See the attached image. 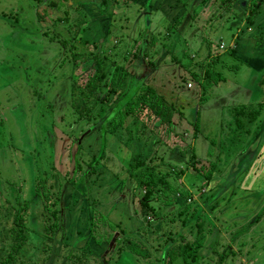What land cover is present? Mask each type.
Returning a JSON list of instances; mask_svg holds the SVG:
<instances>
[{"label": "rangeland", "instance_id": "1", "mask_svg": "<svg viewBox=\"0 0 264 264\" xmlns=\"http://www.w3.org/2000/svg\"><path fill=\"white\" fill-rule=\"evenodd\" d=\"M244 1L224 6L221 0H0V189L5 191V194L0 192V248L10 247L17 230V227L11 228L15 213L12 202L29 200V209L34 211L37 187L51 194L58 188L57 183H61L66 199L74 182L79 181L72 191L75 196L67 206L74 217L71 226L66 228V237L51 243L44 264H61L68 254L78 261L88 250L92 256L86 264H164L158 242L165 244L169 233L178 242L205 241L200 247L201 252L196 251V259L202 260L201 264H231V254L222 261L218 254L222 255L226 245L235 249V254L239 253L237 243L242 245L244 252L238 256L241 263L264 264V184L257 178L254 183L248 181L252 179L253 168L248 170L247 167L260 147L261 142L255 141L256 135L261 132L264 136V117L260 128L253 131L248 127L253 125L254 128V123L242 115L235 120L230 113L235 107L255 113L254 108L258 106L242 104L252 97L261 99L263 92L256 90L258 85L255 83L252 84L254 90L247 91L254 75L249 60L235 58L225 48L229 46L233 26L237 33L232 39L234 44L244 38H248L247 43L249 38L256 43L258 30L244 20L237 23L240 18L233 20L228 14L239 16L240 6L247 14L250 5L245 6ZM190 2L192 5H188ZM144 3L145 7L138 10L137 7ZM229 6L232 7L230 11ZM149 10L152 14L148 16ZM175 20L181 25L169 32L167 26ZM218 20L225 21V26H220ZM145 21L147 27L139 34L141 27L146 26ZM216 26H220L217 31ZM150 38L159 43L150 45V52L161 50L153 55L155 63L152 64L140 57L143 44L149 43ZM220 41L225 44L223 49L218 48ZM208 51L216 53L217 58L212 64L220 66L218 70L225 80L206 86L202 94L198 80L193 78L192 87L182 91L184 95L171 94L179 86L176 84L182 73L191 69L194 75L197 72L199 78L202 76L199 67L206 61ZM91 52L105 60L103 70L108 72V78L119 66L117 73L125 72L129 89L152 83L155 93L167 95L166 102L181 111L182 118L185 117L180 121L176 118L172 126L154 119L146 128L140 122L136 138L148 143L152 138L161 139L157 156L164 158L166 172L172 167L168 174L164 166L158 167L164 170L169 196L184 202L186 192H189L194 200L189 205L175 202L167 208L166 191H162L163 196L161 192H155L154 195L161 197L158 201L152 199V203L159 208L154 207L155 213H148L145 220L141 217L142 220H138L141 227L131 233L124 232L131 227L126 212L114 216L111 211L107 212V205L119 196L118 199L130 200V208L139 205L138 197L134 199L131 192L128 193L135 187V182L132 184L119 167L120 164L126 167L129 162L137 163L128 158L125 160V148L109 151L117 142L111 136L106 146L109 148L101 150L99 123L108 112L97 115L98 121L92 122L74 106L81 96L75 93L73 82L83 86L97 71L98 65ZM135 52L140 56L133 58ZM167 52H172V57ZM76 53L79 56L73 62ZM136 91H140L139 87ZM105 92L106 86L102 95ZM261 106L264 109V103ZM195 126L198 133L195 142H190V132L196 130ZM121 131L123 128H118L117 134ZM110 142L114 143L113 147ZM129 147L136 150L135 143ZM190 149L199 163L215 164L213 179L208 184L205 176L192 169L190 164L185 175L179 176V166L190 160ZM145 151H139L143 157ZM93 154L96 156L92 162ZM142 156L138 158L143 159ZM78 165L80 170L76 171ZM91 168L95 172L88 175ZM64 170H73L66 180ZM245 174L248 179L243 177ZM93 197L98 201L95 205ZM206 198L208 200L204 202ZM92 212L99 232L109 227L106 223L119 225L113 229L111 241L96 242L90 237L87 223ZM257 215H261L258 222ZM117 220L121 221L122 227ZM28 225L33 226L30 222ZM35 226L40 230V223ZM2 228L7 230L2 232ZM240 228L238 234H232ZM31 232L30 239L16 252L10 264H40L46 256L39 250L41 235L36 234V230ZM215 235L220 238V245L213 246ZM124 237L147 251H139V254L118 252V241ZM211 249L218 251L212 253ZM0 254L3 256L4 250ZM201 254H205L202 259L199 258ZM179 261L182 264L183 261Z\"/></svg>", "mask_w": 264, "mask_h": 264}, {"label": "trees", "instance_id": "2", "mask_svg": "<svg viewBox=\"0 0 264 264\" xmlns=\"http://www.w3.org/2000/svg\"><path fill=\"white\" fill-rule=\"evenodd\" d=\"M221 1L224 2L223 3L224 6L233 5L237 2V0H221ZM259 2L260 0H252L250 13L248 14V17L246 20L248 23H252L251 21H253V18L258 11L257 8L259 5ZM188 5H192L191 2L188 3ZM139 7L143 9L145 7V3L142 5H139L137 7L138 10H140ZM229 8L231 9L232 7L229 6ZM146 15H149L148 12H146ZM193 16L195 18L194 13H193ZM234 16H236L235 13H234ZM145 25L146 26L141 27V29L139 30V34L144 33L145 27H147V21H145ZM180 25H181L180 21L175 20L174 23L172 22L168 24L167 28L169 32H171L172 31L171 28H174V30L175 29L177 30L178 26ZM214 29L215 31H217L219 29V26H216ZM207 34L210 35L209 32ZM191 37H193V35ZM221 42L223 41L218 42V45ZM145 43L142 46L143 51H141L142 52L141 56L139 52H135L133 54V58L140 56L141 59L147 60L148 64L155 63L152 60L153 55L159 54L161 50L159 48L156 50L154 49L153 51L154 53L153 52L151 53L150 45L157 46L155 44H159V43H156L155 38L153 39L150 38L149 43H146V44ZM202 47L201 49H203ZM94 48H97V46L94 45ZM218 48L222 49L220 47ZM226 49L227 51H229L231 56L236 57L235 50L232 45L226 46ZM167 53L170 54V56L172 55V52H167ZM186 54L187 53L185 50L184 55ZM90 55L93 56V58L95 59L98 65L97 71H96L95 77H90L89 80H87V82L83 86L79 85L77 82H73V88H74L75 93L77 94V96H81L79 99H76L74 106L77 111L85 115L87 121H92V122L98 121L96 117L97 115L102 116L108 112V114L106 115L107 117L104 118V121H101L99 123V130L101 134L100 139L102 142L101 150H105L106 148H109L106 146L109 144V137L111 136L117 142L115 143V147H114L115 149L110 148L109 151H112V150L116 151V149L125 148V151H126V154H124V157L126 156L125 160H127L128 158V160L130 161L134 160L135 163H137L133 165L131 162H129L130 163L129 166H126V167L123 166L124 167L123 170H125L130 177H133L136 183L135 184L136 186L134 187V190L132 193L133 194L132 197H134V195L136 196L139 195L138 196L139 205H138V208L136 209V212L137 211L140 212V215H143L144 218L146 217V215H148V213L153 214V211L155 213V208H159V207L158 206L156 207L154 203H152V199L154 201L156 200L158 201L162 195V191L163 192L166 191L164 193V196L167 199V201L169 200V202L166 204L167 208L169 205L175 204V202L181 205H186L188 203L189 205L190 202L194 200L193 195L189 194V192H186L187 202L186 201L183 202L182 199L180 198H176L175 200H173L169 196L170 190L167 187L169 184L167 180H164V175H163L164 170L166 172V167L164 166L165 165L164 158L161 156H157V149L151 152L150 156H148L147 158H144L141 153L134 152L129 147V144L134 143L135 140L138 139L136 138V136L138 134L140 122H142V125L145 126L146 128L148 125L154 122V119L155 120L158 119L160 123L170 124V119L173 113L176 112L180 114L181 111L178 112V110L175 109L174 106H172V104L170 105L166 102L168 100L167 95L165 96V94L163 93H160V94L157 92L155 93V86L152 83L151 84L146 83V84H143L142 86H138L140 90L139 92L136 91L138 88L137 86L136 88H134V90L129 89V87H127L128 82H127V76L125 72H122L119 75L117 73V71L120 70L119 66L116 68L114 75L108 78V72L103 70L104 65H106L105 60L100 58L99 55L96 54L95 52L94 53L91 52ZM77 56H79L78 53L74 54V57L72 58V60H74L73 62H75V60L78 58ZM215 58H217L216 53L213 54L212 52L209 53L208 51V54L206 56V61L203 62L202 65L199 67V72H201V75H202L200 78H199V73L196 72V75H194L195 72H192V70L189 69L190 78L191 79L196 78L198 80L199 82L198 84L201 87L202 94L204 93L203 91H205L206 86L208 87L211 85L214 86V85H217L219 81L225 80V76H223L221 72L218 70L220 69V66L217 63L212 64ZM187 61H188V58H187ZM233 66L234 68H236L235 65ZM122 69L123 68H121V71ZM189 73L188 72L183 73L184 75H182V77L179 79L178 83L176 84V86L177 85L179 86L175 87L174 91H171V94L180 93L181 95L182 88L183 89L185 88V90L188 89L186 87V83H187V80L190 79L189 76H187L189 75ZM257 84L260 86V90L264 92V75L261 77V79L259 80ZM105 86H106V92L104 93V95H102L101 92H103ZM256 90L259 91L258 88H256ZM84 95L86 96V99L83 98ZM174 97L173 99H175ZM95 108L97 110L94 112ZM127 117H129L128 120H127ZM257 122L258 124H261V120ZM118 128H123L124 131L123 132L121 131L119 134H117ZM195 129L197 131L196 126H195ZM196 133H198V131ZM110 145L111 147H113L114 143L111 144L110 142ZM191 151L192 150L190 149V152H189L190 160L184 163L183 164L184 166L182 167L179 166V176L186 171L188 164H190L192 165L191 166L192 169L199 171L201 174H203V176H205V179L207 180V184H208L210 180L213 179L212 175L215 170V164L213 162L211 163L209 162L208 165H204L205 162L197 164L198 163V161L196 160L197 158L194 153H191ZM95 156H96L95 154L91 156L92 162L93 160H95ZM139 156H142L143 159H139L138 158ZM76 160H77L76 162L79 163L78 158ZM159 165L160 167L164 166V170L158 168ZM171 165H174V164L172 163ZM78 167L79 168H77L76 171L80 170L79 165ZM120 168H122V166H120ZM72 171L69 172L68 170H64L63 174H64L65 180L68 178V174L72 173ZM171 171L172 170L170 168L168 169L166 173L168 174ZM94 172H95V169L91 168L87 174L90 175V174H93ZM78 182L77 181L74 182L73 188ZM57 185H58V188H56V190H53L52 191L53 193L51 194H46L43 191H40L39 187H37V189L34 190V193L36 192L35 193L36 203H35L34 211H30L29 209L30 203H31L29 200H24V201L16 200L14 202L10 200L8 201L9 203L11 202L13 203L12 207L15 209V213L13 217L14 226H12L11 228L17 227V230L14 236L12 237L13 242L12 244H10V247L6 248L5 246H2L0 248V251L4 250V255L2 256L0 254V264H10L14 260L16 252H18L21 249V247L24 245V243H26L30 239L29 237H30V234L32 233L31 231L36 230L37 232L36 234L41 235L40 240L42 241V246L39 250L42 253H44V255H46L45 253H48L50 251V246L52 242H54L57 238H60L63 236L66 237L65 235V233L67 232L66 228L71 226L72 219L74 218L73 216H71L70 212H68L69 207L67 208V206L68 204L70 206L69 201L72 200V197L75 195L72 193L73 191V188H72L70 193L68 194L69 196L65 199V196L63 195V191H62L63 186H61V183H57ZM135 191H138V192L136 193ZM0 192L2 194H5V191H2L1 189H0ZM155 192L157 193L161 192V195L156 196L154 195ZM214 195H217V194L215 193ZM6 200L7 199H5L4 201ZM207 200L208 198L204 199V202H206ZM88 206L91 208L92 204L89 203ZM0 207H2V204H0ZM94 210L95 208L93 209V212ZM93 212H92V215L89 216V219L91 218L90 221L88 220L89 222L87 223L90 237L94 238L96 242L111 241L110 237L113 234V229L115 230L116 229L115 227H118L119 225L106 223L105 225L107 227L109 226L108 228L110 229L107 228L106 230L105 229L100 230L99 232L96 229V227L99 228V226L96 224L94 220ZM257 216H258L257 218V222H258L259 219L261 218V215H257ZM155 217L157 216L155 215ZM28 221L33 226L29 227ZM36 223L38 224L40 223V230H39V227L35 226ZM94 223H95V226H94ZM148 225L150 224L148 223ZM5 229L7 230V228H2L3 230L2 232H4ZM215 230L219 234V230H217L216 228ZM240 231H241V228L234 231V233L232 234H238ZM122 233L123 231L120 230V234ZM217 236L218 235H215L216 238H215V242L213 243V246L216 244L217 245L221 244L220 238H218ZM117 237H115L114 239H117ZM118 242L120 244V246H118V252L120 253L128 252V254L129 253L139 254V251H142V252L147 251L141 245L138 246L137 244L131 242L129 239L125 237L122 238ZM203 244H205V241H203L202 243L200 242L198 243L197 239L195 241L190 240L186 242H178L176 241V239H174L173 235L169 233V235L167 236L165 240V244L158 242V247H161L160 254L164 255L162 258L164 259V262H165L164 264H181L179 261L180 259L183 261L182 264H189V262L190 264H201L202 260L201 261L199 260L200 261L199 262L198 259H196V256H197L196 251L199 250L201 252L200 247H202ZM237 246H238L237 249L239 253L235 254V249H232L230 245H226L224 251L222 252V255L218 254V256H220L221 258V261L223 258L226 259L229 253L232 255L231 257H233V259L230 261L231 264H243L240 262L241 258L238 257L241 253H244L242 250V245L241 244L239 245L237 243ZM135 248H137V250ZM217 251L218 250H215V251L212 250V253H217ZM192 253L193 255H191ZM249 254L248 255L246 254V256H249ZM69 255L70 254L67 255L68 257L67 256L64 257V260H62L61 264H67V261H69V264H86V261H88V258L92 256L90 250H88L81 258H79L78 261L73 260L72 257L74 258V256H69ZM204 256L205 254H201L199 258L202 259ZM76 257L77 256H75V258ZM247 259L249 260V258ZM46 260H47V255L44 256V258H42V262L40 264H44Z\"/></svg>", "mask_w": 264, "mask_h": 264}, {"label": "crops", "instance_id": "3", "mask_svg": "<svg viewBox=\"0 0 264 264\" xmlns=\"http://www.w3.org/2000/svg\"><path fill=\"white\" fill-rule=\"evenodd\" d=\"M241 1H243V0H237L236 3L242 4ZM240 4H238V5L240 6ZM243 4H245V6H246V4L250 5L247 14L244 11H242L243 6H240L241 9L238 12L239 13V16H237V14H236V16H234V13H228V14H230L231 17H233V20H238L240 18L239 22H237V23H240V21L242 22V20L246 21L247 20V17H248V14L250 13L251 4H252L251 0H245L243 2ZM158 8H159V6H158ZM257 9H258V11H257V13L254 16L253 21H251L252 23H249V24H251V26L255 27L258 30L257 36H255L256 43H255V40H253L251 38H249L250 39V42L247 43L246 41H247L248 38H244V39H241V40L240 39L237 40L238 42L234 44L235 41L233 42L232 39L237 34V33L235 34V32H234V30L236 29L235 26H233L234 29L231 31L232 37H231V40H230V43H229V45H232L233 46V48L235 50L236 57H244V58H246L244 60H246V61L249 60L250 67L253 69L254 75L252 77V80L249 82V85L250 86L247 88V91L254 90V87H252V84L255 83L256 85H258L257 83L259 82V80L261 79V77L264 75V0H260ZM230 10L231 9H228V11H230ZM151 11L152 10H149L148 14L151 13ZM103 12H104V10H103ZM162 14L164 15V12H162ZM235 17H236V19H235ZM227 18H229V16H227ZM218 21L220 22V26H225V21H221V20H218ZM222 23H224V25H222ZM188 24H190V23L188 22ZM167 35H168V33H167ZM239 35H240V33H239ZM184 38H186V36H184ZM215 51L217 52V50H215ZM217 53H219V52H217ZM171 57H172V55H171ZM173 59L175 60L174 57H173ZM183 64H185V63H183ZM233 68H234V66H233ZM182 75H184V74L182 73ZM187 76H189V78H190V73ZM187 81H192V79L190 78ZM258 89H259V92H260L261 90H260V86L259 85H258ZM187 90H189V88L186 89V90L184 88V90H182V91H187ZM181 95H184L183 92L181 93ZM261 95H262L261 99L260 98H254V97H252L251 99L245 101L242 104V105H246L247 107L248 106H250V107L251 106H258L256 108H254V109H256L255 113L249 112L247 110H244V108H242V110H241V109H239L237 107H235L236 109H232V111L230 112V113H232V117H235V120L238 119V117L240 115H242L244 118H246V120L248 122L254 123V128H253V125L252 124H251L252 126L248 127V129H253V131H257L260 128V125L261 124H258L257 121L261 120V118L264 117V115H262V114H264V109H262V106H261V104L264 103V92L261 93ZM234 105L235 104H233V106ZM231 108H234V107H231ZM246 113H248V115H246ZM251 114H253L254 116L252 117V120L250 121L249 115H251ZM176 118H178L179 121H180V119H184L185 120V118H182L179 113L174 112L173 115L171 116L170 124H168V125L169 126H172L173 123H175ZM157 121H158V123H160L158 119H157ZM194 121L196 122V119ZM195 122H194V124H195ZM196 132H197L196 130L190 132L192 134L191 135V141L190 142H192V141L195 142V138H196V134H197ZM178 136H180V135L178 134ZM150 137H152V136H148V138H150ZM260 139H262V140H260ZM255 141H256V143H257V141H260L261 143H260L259 150L256 152V155L253 156L252 159H250L248 161V165H247L248 170L250 168H253V169H251L252 171L250 172V175L252 176V179L251 180L248 179V176L246 174L243 177L244 178L247 177L248 181H251V183H254L253 180L255 178H257L258 180H262L261 182H263V184H264V136L261 135V132H259L256 135ZM149 142L150 143L141 141L139 139H136L135 142H134L135 143L136 150H134V152H139V151H142V150H146L145 151L144 158H147L148 156H150L151 152H153L155 149H157V153H158L159 147L162 145L161 139L158 142L157 140H155L154 138H152ZM134 143H131V144H134ZM251 146L254 147L255 144H252ZM101 147H102V145H101ZM192 147H194V146H192ZM153 148H154V150H153ZM196 160L198 161V159H196ZM197 164H200L199 161H198ZM120 166H122L121 170H123V168H124L123 165L120 164L119 167ZM171 169H172V167H171ZM124 171L125 170H123V172ZM126 174H127V172H126ZM184 175H185V172L183 174H181V176H184ZM126 177H129L131 179V183L132 184L135 182L134 178L130 177L128 174L126 175ZM106 182H108V181L106 180ZM128 183H130V182H128ZM105 187L106 186L104 185V188ZM133 190H134V188L131 189V191H128V193L131 192V194H132L133 193ZM136 192H138V191H136ZM106 194H107V192H106ZM138 196L134 195L133 198L136 199ZM119 197L113 199L112 200L113 202H111V204L107 205V207H108L107 212L108 211H111L110 212L111 214L113 213L114 216H117L118 215V217L121 214H123V213L126 212L125 217L127 218L126 220L131 225V227L128 230H125V231L128 232V233H131V232H134V231H138L139 228L141 227L140 224H138V220H142L141 217L143 218V220H145L146 217L144 218L143 215H140V212H138V211L136 212V209L138 208V206L136 208H135V206H132L130 208V203H129L130 200L128 201L126 199H121L122 197L120 199H118ZM92 202H93L94 205L96 203H98L97 199H95L94 197L92 198ZM127 202L129 203V205H128ZM131 203L133 204V199H131ZM103 205H105V204L103 203ZM103 205H102V207H103ZM94 208H95V206H94ZM146 222L149 223L150 221H146ZM117 223H119L120 226L122 227V223H121L120 220H117ZM149 224H151V223H149Z\"/></svg>", "mask_w": 264, "mask_h": 264}, {"label": "clouds", "instance_id": "4", "mask_svg": "<svg viewBox=\"0 0 264 264\" xmlns=\"http://www.w3.org/2000/svg\"><path fill=\"white\" fill-rule=\"evenodd\" d=\"M221 45H222V46H221ZM219 47L223 49V48L225 47V44H224L223 42H221V43H219ZM225 48H226V47H225ZM188 82H190V81H187V83H188ZM187 83H186V84H187ZM191 83H192V82H191ZM192 85H193V84H192ZM192 85H191V87H192ZM186 87L188 88V86H186Z\"/></svg>", "mask_w": 264, "mask_h": 264}, {"label": "built area", "instance_id": "5", "mask_svg": "<svg viewBox=\"0 0 264 264\" xmlns=\"http://www.w3.org/2000/svg\"><path fill=\"white\" fill-rule=\"evenodd\" d=\"M221 46H222V45H221ZM191 85H192L191 82H188V83H187V86H188V87H191Z\"/></svg>", "mask_w": 264, "mask_h": 264}]
</instances>
